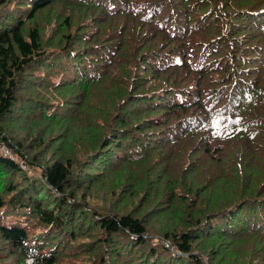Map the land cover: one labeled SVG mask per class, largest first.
I'll list each match as a JSON object with an SVG mask.
<instances>
[{"label": "trees", "instance_id": "1", "mask_svg": "<svg viewBox=\"0 0 264 264\" xmlns=\"http://www.w3.org/2000/svg\"><path fill=\"white\" fill-rule=\"evenodd\" d=\"M0 139V264H264V0H0Z\"/></svg>", "mask_w": 264, "mask_h": 264}, {"label": "built area", "instance_id": "2", "mask_svg": "<svg viewBox=\"0 0 264 264\" xmlns=\"http://www.w3.org/2000/svg\"><path fill=\"white\" fill-rule=\"evenodd\" d=\"M0 155L1 156H5L8 158L13 159L14 161H16L19 165V167L23 170H28V165L26 163V161L19 157L16 153H14L9 146H7L4 141H2L0 139Z\"/></svg>", "mask_w": 264, "mask_h": 264}, {"label": "rangeland", "instance_id": "3", "mask_svg": "<svg viewBox=\"0 0 264 264\" xmlns=\"http://www.w3.org/2000/svg\"><path fill=\"white\" fill-rule=\"evenodd\" d=\"M175 60L178 63H180V57L179 56H176L175 57ZM109 114H111V113H109ZM139 168H140V164L139 163H136V164L130 166V169H133V170H138ZM27 171H29V173L34 172V170L32 168L30 169V167L28 168ZM112 186H113V184L109 185L107 182H104L102 184V188L105 189V190H107V191H109L112 188ZM162 195H163L162 190L161 189H156V191L154 193V200H157ZM162 225L163 224L157 225V229H160L162 227Z\"/></svg>", "mask_w": 264, "mask_h": 264}]
</instances>
